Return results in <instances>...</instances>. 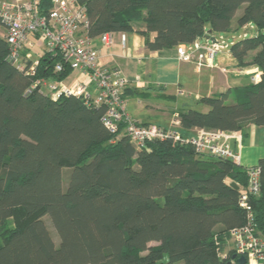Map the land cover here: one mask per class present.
I'll return each instance as SVG.
<instances>
[{
  "label": "trees",
  "instance_id": "16d2710c",
  "mask_svg": "<svg viewBox=\"0 0 264 264\" xmlns=\"http://www.w3.org/2000/svg\"><path fill=\"white\" fill-rule=\"evenodd\" d=\"M75 1L92 37L138 34L149 51L252 30L230 54L236 70L259 69L260 81L237 88L232 102L230 93L203 98L207 112L180 110L179 132L264 128V0ZM4 28L0 18V264H238L231 231L247 222L239 200L248 168L173 140L139 147L111 135L104 108L35 86L74 72L56 71L61 58L42 52L34 75L32 60L17 69ZM259 168L250 203L264 238V159Z\"/></svg>",
  "mask_w": 264,
  "mask_h": 264
},
{
  "label": "built area",
  "instance_id": "2783aa9c",
  "mask_svg": "<svg viewBox=\"0 0 264 264\" xmlns=\"http://www.w3.org/2000/svg\"><path fill=\"white\" fill-rule=\"evenodd\" d=\"M45 1L0 0V18L5 27V39L10 46L9 61L22 71H26L29 60L34 61L28 70V73L34 75L39 59L33 58L32 49H36L39 46L37 43L41 42L44 52L61 58L56 65L57 72L68 67L85 76L88 81L69 85L64 81L37 80L35 86H40L41 92L54 100L62 96H76L87 105L104 108L101 121L108 132L114 136L126 135L136 146L143 147L157 140H173L181 145L193 146L199 154L239 163L240 154L232 146V141L237 139L235 132L198 130L195 135L185 137L179 132L178 113L173 116L169 127L146 124L128 114L124 95L129 80L120 67L100 66L99 53L94 45V38L89 33L86 7L75 0H48L47 7ZM34 35L37 38L33 39ZM115 35L114 32H106L100 35V42L110 47ZM120 37L123 46H126L127 35L120 33ZM223 38H215L214 42L208 36L190 45H180L176 48L178 59L193 63L197 69L216 68L218 54L230 49L233 44ZM235 72H247L254 83L261 79V72L257 68ZM178 94L186 93L178 89ZM247 177L248 187L239 200L240 206L246 210L247 222L231 231V241L236 249V256L245 257L246 264H264V238L256 232L254 210L250 203V197L258 196L261 192L259 166L248 168Z\"/></svg>",
  "mask_w": 264,
  "mask_h": 264
},
{
  "label": "crops",
  "instance_id": "0c3cea01",
  "mask_svg": "<svg viewBox=\"0 0 264 264\" xmlns=\"http://www.w3.org/2000/svg\"><path fill=\"white\" fill-rule=\"evenodd\" d=\"M126 35V46L122 44L120 33H116L110 47L100 42V36L93 37L94 45L99 53L100 66H117L124 72L129 80L124 95L126 111L143 123L169 127L173 116L180 110L207 112L209 107L202 102L203 98L230 93L227 102H232L237 88L253 83L247 72H235L236 63L230 53L226 56L229 65L217 62L216 68L197 69L193 63L181 62L176 48L149 51L142 36ZM37 44L39 49L44 50L41 42ZM39 56L34 58L40 59ZM75 73L78 72H73L62 81L69 85L88 81L80 73L76 76L79 79L70 81ZM178 89L186 94H178ZM181 132L184 136H192L198 130ZM235 133L237 139L232 141V146L240 154L239 164L244 168L259 166V161L264 159V128L249 126Z\"/></svg>",
  "mask_w": 264,
  "mask_h": 264
},
{
  "label": "rangeland",
  "instance_id": "374dc122",
  "mask_svg": "<svg viewBox=\"0 0 264 264\" xmlns=\"http://www.w3.org/2000/svg\"><path fill=\"white\" fill-rule=\"evenodd\" d=\"M241 13H242V9L238 11V14H239V15H240ZM245 32H248L250 35L253 34V31H252V30H248V31L240 30V31L237 32V33H232V32H230V33L223 34V37H224L223 39H224L226 42H228L229 44H231L232 42H236V41L242 39L243 34H244ZM219 37H220V36H219ZM32 50H33V49H32ZM38 50L40 51V53L44 52L43 50H41V49H39V48L37 47L36 49H34L35 52H34L33 58H34V57L36 58L37 56L40 55V53L36 54V52H37ZM228 53H230V49L223 50L221 53H219L218 56H217V62H221V63H223V64H227V65H229V64H230V61H226V56L228 55ZM35 58H34V59H35ZM77 75H78V73H75V74H74V77H72L70 81L79 79V78L76 77ZM199 105H201V104H199ZM66 180H67V177L64 176V182H63L64 187H66ZM48 219L50 220L49 217H47L45 220H46V222L49 224V220H48ZM10 224L13 225L12 220H10ZM55 234H56V232H55V233L53 232V235H54V237H55V239H56V241H57V240H58V235H57V234L55 235ZM57 243H58V242H57ZM157 244H158V243L153 242V243H151V246H155V245H157Z\"/></svg>",
  "mask_w": 264,
  "mask_h": 264
},
{
  "label": "water",
  "instance_id": "95a60500",
  "mask_svg": "<svg viewBox=\"0 0 264 264\" xmlns=\"http://www.w3.org/2000/svg\"><path fill=\"white\" fill-rule=\"evenodd\" d=\"M211 40L212 41H216V39H215V37H211ZM232 186L234 187V188H238V186H237V184L236 183H232ZM236 256H234L233 258H235ZM237 263L238 264H246V258L245 257H240L238 260H237ZM230 264V263H229Z\"/></svg>",
  "mask_w": 264,
  "mask_h": 264
}]
</instances>
